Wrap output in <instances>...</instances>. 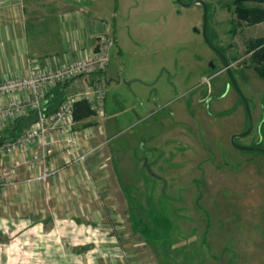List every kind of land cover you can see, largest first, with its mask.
Here are the masks:
<instances>
[{"label": "rangeland", "instance_id": "1", "mask_svg": "<svg viewBox=\"0 0 264 264\" xmlns=\"http://www.w3.org/2000/svg\"><path fill=\"white\" fill-rule=\"evenodd\" d=\"M181 1L114 0L109 8L117 43L109 54L105 116L93 119L109 124L104 149L127 206L117 194V203L93 208L99 231L86 235L97 244L96 264L111 256L119 264H264V155L232 142L249 128L246 108L197 33L204 8L183 6L199 0ZM200 1L217 9L210 11L208 32L214 30L213 45L232 59L254 121L251 134L235 143L264 148V80L248 54L264 37V23L238 22L234 0ZM17 211L14 223L13 210L0 207V264H74L82 255L73 253V233L64 238L52 219L35 222L27 239ZM110 241L116 249L106 254Z\"/></svg>", "mask_w": 264, "mask_h": 264}, {"label": "crops", "instance_id": "2", "mask_svg": "<svg viewBox=\"0 0 264 264\" xmlns=\"http://www.w3.org/2000/svg\"><path fill=\"white\" fill-rule=\"evenodd\" d=\"M112 2L114 0H0V85L82 59L97 48L103 35L113 34L117 43L109 19ZM78 84L81 85V81ZM73 90V83L59 84L49 90L44 102L46 109H52L54 112L56 108L53 105H60L62 102L59 101V96L63 95L64 99ZM212 93L202 94L199 103L207 102ZM30 96L29 92L0 94V107L25 101ZM30 113L32 111L24 116L9 119L0 134L8 139V142L18 138L34 124L16 134L11 133L12 126L18 120L28 117ZM90 122L96 123V126L83 128V123L74 122L72 128L83 141L85 149L105 143L112 137L109 135L111 132L108 123L106 127H102L101 121L93 118L85 123ZM92 131L93 138L85 142L84 135L89 136L93 134ZM35 150L36 144H32L0 156V164L17 166L16 177L9 182L0 183V191L4 195V198L0 199V207L13 210L16 214L14 223L20 222L17 219V210L24 214L21 221L26 224L24 233L27 239H33L30 235L35 233V222L43 225V222L52 219L56 227L61 224L62 229L58 234L61 233L66 238L72 232L76 239L73 253L82 254L74 258V264H96L99 258L97 244L95 241L90 242L89 235H86L96 237L92 229L99 231L95 223H98L100 216L98 212L93 213V208L100 206L101 202L105 206L117 203H114V195L118 194L124 200L126 197L121 194L112 171L110 150L104 149L100 154L90 156L83 165L77 162L76 158L84 149L75 155L57 149L48 157L45 166L33 160L32 154ZM44 174L48 176L44 177ZM125 204L127 206L126 200ZM49 206L53 210L51 215L45 210V207ZM88 207L91 208L90 211L87 210ZM22 208H25L26 213L22 212ZM63 223L69 225L62 226ZM70 225L73 230L65 231L66 228L70 229ZM108 233L107 236L111 239ZM110 243L111 245L103 246L106 254L116 249L112 241ZM153 245L154 242H151L149 246ZM139 248L143 249L142 246ZM61 250L64 257L66 252L62 248ZM112 257H108L109 260L105 263L119 264L117 258Z\"/></svg>", "mask_w": 264, "mask_h": 264}, {"label": "built area", "instance_id": "3", "mask_svg": "<svg viewBox=\"0 0 264 264\" xmlns=\"http://www.w3.org/2000/svg\"><path fill=\"white\" fill-rule=\"evenodd\" d=\"M115 45L116 39L113 34L103 35L97 48L82 59L0 85V94L31 93L25 101H17L0 107V132L11 118L24 116L29 111L37 115L33 127L24 131L14 141L0 146V156L36 144L32 158L45 166L48 157L53 155L57 149L69 155H75L84 149L76 161L85 165L90 156L103 152L106 142L85 149L78 133L72 130L75 122L73 107L77 100L84 99L88 101L97 117L105 116L104 103L107 88L105 73L108 69L110 50ZM79 81L81 85L78 84ZM69 83L74 84L75 90L62 100L55 112L46 114L44 102L49 90L59 84ZM92 133L89 136L84 135L83 140L88 142L94 136L93 131ZM16 175V165L0 164V183L9 182ZM47 176L44 174V177Z\"/></svg>", "mask_w": 264, "mask_h": 264}, {"label": "trees", "instance_id": "4", "mask_svg": "<svg viewBox=\"0 0 264 264\" xmlns=\"http://www.w3.org/2000/svg\"><path fill=\"white\" fill-rule=\"evenodd\" d=\"M248 3L264 4V0H234L230 8H234V14L236 16L237 21L240 23H246L249 26H257L259 24L264 23V8L250 7L247 6ZM210 32L211 35L210 33H208V36L210 41L212 42L211 36H214L215 33L211 30ZM248 54L250 55V62L254 70L259 74L261 79L264 80V37L258 38L250 44ZM59 98V101H62L63 95L59 96ZM53 106L57 109V107H59V103L58 105L54 104ZM45 113L51 114L53 113V110L45 109ZM96 117L97 115L95 114L87 100L81 99L77 100L74 103L73 119L76 123H83V128L96 126V123L94 122L85 123L87 120ZM36 119V113H30L28 117L18 120V122L12 126L11 133L16 134L21 132L23 128L35 124ZM15 139L16 138H13V140ZM7 142L8 139H6L4 136H2V134H0V146L4 145ZM147 231L150 232V229L148 228L146 232Z\"/></svg>", "mask_w": 264, "mask_h": 264}, {"label": "water", "instance_id": "5", "mask_svg": "<svg viewBox=\"0 0 264 264\" xmlns=\"http://www.w3.org/2000/svg\"><path fill=\"white\" fill-rule=\"evenodd\" d=\"M176 1H179V2H182L181 0H176ZM197 4H200L201 6H203L204 8V17H203V28L202 30H197V33H201L206 44L209 46V48L221 59V61L223 62V66H224V69L226 70L227 74L229 75V78H230V81L231 83L233 84V86L235 87V89L237 90L245 108H246V112L248 114V117H249V128L247 129V131H245L243 134L241 135H236V136H233L232 138V142L235 144L236 148L238 150H241V151H257V152H260L264 155V149L262 148H256V147H250V146H243V145H240V144H237L235 143V139L237 138H240V137H245V136H248L251 134V132L253 131V128H254V121H253V117L251 115V111H250V108H249V104L247 102V99L244 97V95L242 94L241 90L239 89V86L235 80V78L233 77L232 75V72H231V68L229 66V63L228 61L226 60V58L222 55V53L220 52V50L215 47L213 45V43L210 41L209 37H208V34H207V26H208V11H207V7H206V4L203 2V1H195L193 3H190V4H186V3H183V6L184 7H192L194 5H197ZM214 68V67H213Z\"/></svg>", "mask_w": 264, "mask_h": 264}, {"label": "flooded vegetation", "instance_id": "6", "mask_svg": "<svg viewBox=\"0 0 264 264\" xmlns=\"http://www.w3.org/2000/svg\"><path fill=\"white\" fill-rule=\"evenodd\" d=\"M200 1V0H199ZM206 4V3H205ZM197 5H200V4H197ZM201 6V5H200ZM203 7V6H202ZM206 7H207V11H208V20H209V16H210V11H212V9H215V11L213 13H216L217 9L214 8V7H210L208 4H206ZM212 32H214V30H211ZM208 26H207V34H208ZM215 33V32H214ZM209 37V36H208ZM219 49V48H218ZM220 52L222 53V55L226 58V60L228 61L229 63V66L230 68L232 69L233 68V65H232V59L226 54V51L223 50V49H219ZM219 58V57H218ZM220 59V58H219ZM221 60V59H220ZM221 64L223 66V62L221 61ZM220 72H224V73H227L226 70L224 69V66H223V69L220 71ZM231 82V81H230ZM232 84V83H231ZM233 85V84H232ZM248 115V114H247ZM238 139V138H237ZM237 139H235V142L237 141ZM251 147H256V148H262L261 146V143H258V144H252ZM264 149V148H262ZM260 153V152H259ZM262 154V153H261Z\"/></svg>", "mask_w": 264, "mask_h": 264}]
</instances>
